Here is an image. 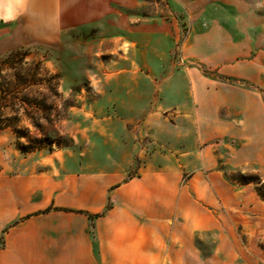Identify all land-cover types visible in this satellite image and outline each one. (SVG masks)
Wrapping results in <instances>:
<instances>
[{"label": "rangeland", "instance_id": "1", "mask_svg": "<svg viewBox=\"0 0 264 264\" xmlns=\"http://www.w3.org/2000/svg\"><path fill=\"white\" fill-rule=\"evenodd\" d=\"M62 1L0 0V173L183 155L231 207L201 252L264 264V0Z\"/></svg>", "mask_w": 264, "mask_h": 264}, {"label": "crops", "instance_id": "2", "mask_svg": "<svg viewBox=\"0 0 264 264\" xmlns=\"http://www.w3.org/2000/svg\"><path fill=\"white\" fill-rule=\"evenodd\" d=\"M182 156L131 178L106 165L0 173V264H215L199 244L230 203Z\"/></svg>", "mask_w": 264, "mask_h": 264}, {"label": "trees", "instance_id": "3", "mask_svg": "<svg viewBox=\"0 0 264 264\" xmlns=\"http://www.w3.org/2000/svg\"><path fill=\"white\" fill-rule=\"evenodd\" d=\"M258 193V192H257ZM258 195L261 197V198H263L264 199V197L263 196H261L259 193H258Z\"/></svg>", "mask_w": 264, "mask_h": 264}]
</instances>
